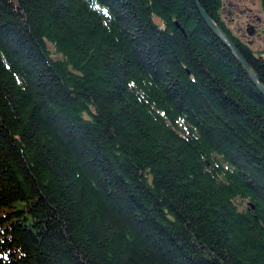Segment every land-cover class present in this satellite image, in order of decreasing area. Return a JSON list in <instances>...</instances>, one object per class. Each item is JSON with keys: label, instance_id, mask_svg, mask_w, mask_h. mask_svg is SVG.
<instances>
[{"label": "trees", "instance_id": "obj_1", "mask_svg": "<svg viewBox=\"0 0 264 264\" xmlns=\"http://www.w3.org/2000/svg\"><path fill=\"white\" fill-rule=\"evenodd\" d=\"M0 264H264V95L193 0H0Z\"/></svg>", "mask_w": 264, "mask_h": 264}, {"label": "rangeland", "instance_id": "obj_2", "mask_svg": "<svg viewBox=\"0 0 264 264\" xmlns=\"http://www.w3.org/2000/svg\"><path fill=\"white\" fill-rule=\"evenodd\" d=\"M224 2H226L227 6L226 12L231 13L230 16L226 14V18L233 33L237 35L236 29H238L239 24L245 25L246 27H248L247 24L249 23L257 24L258 29L261 30V36L253 38V42L250 44H248L242 33H239V35L254 50L261 51L264 49V11L262 0H224Z\"/></svg>", "mask_w": 264, "mask_h": 264}, {"label": "water", "instance_id": "obj_3", "mask_svg": "<svg viewBox=\"0 0 264 264\" xmlns=\"http://www.w3.org/2000/svg\"><path fill=\"white\" fill-rule=\"evenodd\" d=\"M193 3L195 4V7L198 13L201 15L206 25H208L209 28L213 31V33L221 39V41L226 47L230 48V50L234 53L235 57L238 58V60L240 61L243 68L247 71L250 79L255 83L258 90L264 95V84H262V82L259 80L254 69H252L247 59L242 54L241 49L235 45L233 40L227 34H225L221 26L218 25L216 21L213 20L210 17V15L206 13V11L201 6V4L198 2V0H193ZM249 29H250L249 34L253 35L254 34L253 29L252 28H249Z\"/></svg>", "mask_w": 264, "mask_h": 264}, {"label": "flooded vegetation", "instance_id": "obj_4", "mask_svg": "<svg viewBox=\"0 0 264 264\" xmlns=\"http://www.w3.org/2000/svg\"><path fill=\"white\" fill-rule=\"evenodd\" d=\"M253 18V17H252ZM254 21V20H253ZM251 22V21H250ZM239 24V23H238ZM248 27H246L245 25H242V24H239L238 25V29H236V33H242L244 38H246V41L248 42V44H250L251 42H253V38L257 37V36H261V30L258 29V26L257 24H252V23H249L247 24ZM249 28H252L253 31H254V36H250V35H247V31L249 33ZM247 29V30H246Z\"/></svg>", "mask_w": 264, "mask_h": 264}]
</instances>
